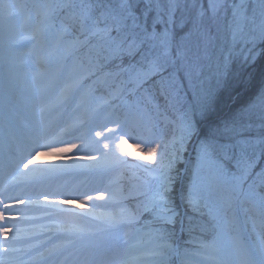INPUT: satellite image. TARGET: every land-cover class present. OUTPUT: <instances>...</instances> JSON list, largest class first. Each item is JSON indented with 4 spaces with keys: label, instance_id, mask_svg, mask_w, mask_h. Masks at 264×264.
I'll use <instances>...</instances> for the list:
<instances>
[{
    "label": "snow or ice",
    "instance_id": "1",
    "mask_svg": "<svg viewBox=\"0 0 264 264\" xmlns=\"http://www.w3.org/2000/svg\"><path fill=\"white\" fill-rule=\"evenodd\" d=\"M21 22L29 35H19ZM22 41L45 52L42 65L55 58L61 102L76 115L55 131L46 106L22 131L8 121L13 182L69 169L110 177L85 192L41 185L12 195L0 187V264H43L91 233L55 219L54 227H21L36 217L19 205L38 207L44 217L99 221L109 243L98 251L90 242L85 264H264V76L259 106L209 121L217 92L229 80L251 82L264 62V0H0L9 110ZM43 75L36 69L34 78ZM101 88L107 96L91 106ZM157 117L172 130L167 138ZM129 140L150 164L127 159ZM45 154L73 162L34 163ZM129 172L134 182L126 180ZM76 201L92 204L86 212L64 206ZM104 206L108 211L97 213ZM46 232L53 235L41 239ZM129 247L139 255L107 256Z\"/></svg>",
    "mask_w": 264,
    "mask_h": 264
},
{
    "label": "rangeland",
    "instance_id": "2",
    "mask_svg": "<svg viewBox=\"0 0 264 264\" xmlns=\"http://www.w3.org/2000/svg\"><path fill=\"white\" fill-rule=\"evenodd\" d=\"M18 33L21 36L29 35L30 29L28 26L21 22L18 28ZM22 46L14 51L16 58V72L18 74V80L15 91L12 95L11 109L9 110L7 100L5 98V92L3 89L2 81L5 72V59L7 56L6 49L0 45V151L5 153L1 156L4 159L1 164H4L3 169H0V187L12 185L13 178L15 176V170L8 165L10 157V148L8 143V137L6 135L8 128V121L11 120L18 131H22L30 122L34 119V113L39 106H46L48 109L47 116L52 122V131L58 130L63 127L66 122L70 121L75 115L74 105L64 104L60 99V88L62 86L63 78L58 75V67L55 58L42 65L40 63V57L45 55V52L38 46H35L28 41H22ZM42 69L44 75L41 79H35V70ZM107 96V92L101 88L93 94L90 98V105L95 106L102 102V98ZM82 111V110H81ZM157 131L160 135L167 138L171 135V128L167 125L166 121L157 117ZM4 149V150H3ZM123 154L133 164H150L152 158L146 159V153L141 151L140 146L134 144L131 140L123 144ZM71 155V154H69ZM72 159L58 158L49 155H39L34 161L35 164H72ZM81 164H93L95 161L81 160ZM21 170H24L21 167ZM110 177V173L98 170H85V169H69L63 174L46 177L31 181L17 182L14 185L11 192L12 195L25 194L26 191L35 192L39 191L41 185L57 187L62 186L69 190H77L81 192L90 191L95 188H103L107 185ZM128 177V178H127ZM126 180L131 183L134 182V178L129 172V176L126 174ZM23 187V188H22ZM29 193V192H26ZM16 194V195H17ZM36 197L33 196V199ZM96 204L105 205L104 201H96ZM88 207H91L92 202L86 203ZM79 205V201L73 203L70 206L77 212H86L87 208ZM20 208L25 209V213L28 216L36 217V219L30 221H21V227H30L32 225H45L46 227H54L51 223L53 219L57 220L60 224H73L78 225L91 230L88 236L76 240V242L70 245L67 250L62 251L55 257L45 259L43 264H85V260L88 254V248L86 247L90 242H95L99 248L98 251H104L109 243V233L104 230V226L99 221L91 220H65L64 218H49L42 216V210L38 207L25 208V205H19ZM97 213H103L108 211V207H98ZM258 227V226H257ZM45 235H53L50 232H46L41 235V239ZM57 236L60 233L56 234ZM11 238V237H10ZM9 238V239H10ZM0 239H4L0 237ZM55 242H59L56 240ZM134 239H129V244H134ZM50 246V245H49ZM43 251V249H41ZM139 255V250L129 247L127 251L121 250L120 252L108 250L107 256L110 259L121 260L127 256Z\"/></svg>",
    "mask_w": 264,
    "mask_h": 264
},
{
    "label": "trees",
    "instance_id": "3",
    "mask_svg": "<svg viewBox=\"0 0 264 264\" xmlns=\"http://www.w3.org/2000/svg\"><path fill=\"white\" fill-rule=\"evenodd\" d=\"M254 73L255 78L251 82L246 78L239 82L229 80L226 86L217 92L214 111L209 117L210 122L227 120L235 112L251 104L259 106L258 93L261 78L264 76V62L256 65ZM224 215L230 218L231 212L225 209Z\"/></svg>",
    "mask_w": 264,
    "mask_h": 264
},
{
    "label": "bare ground",
    "instance_id": "4",
    "mask_svg": "<svg viewBox=\"0 0 264 264\" xmlns=\"http://www.w3.org/2000/svg\"><path fill=\"white\" fill-rule=\"evenodd\" d=\"M67 123V122H66ZM6 145V147H7V145H9V140H8V143L7 144H5ZM0 147H1V144H0ZM8 148V147H7ZM9 148H10V146H9ZM4 150V149H3ZM5 155V153L3 152V151H0V169H3V167H4V164H1V162L4 160V159H2V157L1 156H4ZM23 171V170H22ZM16 184H18L17 182H13L12 181V185L10 186V184L8 185V187H10V188H13L14 187V185H16ZM9 188V190H10V192H12L13 190L12 189H10ZM23 188V187H22ZM26 192H30V191H26ZM25 192V193H26ZM17 193L15 192L14 193V195H16ZM77 202V201H76ZM75 202V203H76ZM84 208H87L88 210L90 209V207H88V205L87 204H84V205H82ZM10 238V237H9Z\"/></svg>",
    "mask_w": 264,
    "mask_h": 264
}]
</instances>
